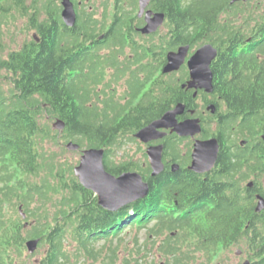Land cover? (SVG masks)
<instances>
[{"label":"trees","instance_id":"obj_1","mask_svg":"<svg viewBox=\"0 0 264 264\" xmlns=\"http://www.w3.org/2000/svg\"><path fill=\"white\" fill-rule=\"evenodd\" d=\"M25 1L0 0V15L15 10L28 16ZM230 1L151 0L152 9L166 16L164 32L157 40L141 43L133 36L128 43L125 27L132 11L118 8L114 38L99 47L108 48L111 59L118 54L125 59L109 64L106 58L96 63L99 50L86 48L95 26L92 19L88 27L83 24L88 33L84 38L76 27L60 33L55 0H45L28 16L40 41L0 58L11 86L9 93L0 88V264H23L39 254L36 264H76L81 253L97 262L101 254L86 248L92 241L117 236L126 224L141 228L152 220L150 233L166 230L167 237L176 236L166 239L162 248L170 264H187L190 256L180 254L184 247L202 250L210 260L233 246L245 250L250 264H264V210H254L256 194L264 198V0ZM41 12L46 15L43 21L37 19ZM206 43L217 50L211 64L213 90L228 108L224 141L242 137L249 140L248 149L221 151L215 169L204 175L184 169L151 177L137 165L149 185L148 197L116 212L103 210L94 194L78 183L72 164L56 165L44 144L63 140L77 143L80 150L103 148L106 171L114 176L127 171L112 165V148L134 141L139 129L176 103L189 101L180 87L185 73L158 74L166 53L180 45ZM110 67L116 73L108 79ZM123 79L124 89L117 93L115 85ZM52 119L65 123L60 139L46 123ZM232 128L238 131L233 137ZM176 141L166 155L179 159L183 151L177 149L181 140ZM252 178L248 188L244 183ZM175 200L189 207L165 205ZM163 219L169 222L161 223ZM72 229L87 235L68 240ZM29 239L39 240L33 254L26 252ZM71 244L74 249L67 248ZM115 256L113 251L111 258Z\"/></svg>","mask_w":264,"mask_h":264},{"label":"water","instance_id":"obj_2","mask_svg":"<svg viewBox=\"0 0 264 264\" xmlns=\"http://www.w3.org/2000/svg\"><path fill=\"white\" fill-rule=\"evenodd\" d=\"M246 1L248 0H231L230 4ZM149 2L150 0H138V16H142ZM61 6L63 22L66 26L73 27L76 21L73 3L70 0H62ZM164 19L163 13L146 11V25L140 29V32L142 34L156 32L162 26ZM189 48V45H181L176 50L168 51L162 73L170 74L179 70L185 62ZM216 56L217 50L211 43L201 45L186 62L190 79L182 84V87L195 90L204 89L206 92H211L213 90V77L210 65ZM183 111L184 105L177 104L173 109L166 111L159 118L139 129L134 133L133 137L142 144H149L163 139L167 131L175 133L182 138L196 136L201 132V126L197 119L177 122L176 116L182 114ZM52 128L61 132L65 128V123L61 119H56ZM261 140L264 142V133L261 135ZM65 147L68 151H81L80 160L73 167V174L81 187L94 194L97 199V205L103 210L116 212L138 199H146L148 197L149 185L142 179L139 173L123 172L118 176H114L106 171L104 167L105 151L103 148L80 150V146L73 141L67 142ZM145 153L151 168V177L158 176L164 167L162 162L163 146H149ZM217 157L218 143L216 139L212 138L206 141L196 140L191 153L189 170L196 174L208 172L214 166ZM177 168V164L172 165L173 172ZM251 186L252 182L247 183L248 188ZM255 199L254 210L256 213H260L264 210V198L260 194H256ZM19 213L25 218V214L22 213L21 208H19ZM38 243V239L27 240L25 242L27 253L33 254L37 250ZM243 264H249V262L245 261Z\"/></svg>","mask_w":264,"mask_h":264},{"label":"rangeland","instance_id":"obj_3","mask_svg":"<svg viewBox=\"0 0 264 264\" xmlns=\"http://www.w3.org/2000/svg\"><path fill=\"white\" fill-rule=\"evenodd\" d=\"M36 3H35V2ZM34 2V3H33ZM45 0H27L25 1V5L28 7L27 14L28 16H32L34 14V11L36 10V7L40 9L42 5L44 4ZM55 3L60 5V0H55ZM108 2L106 0H91L92 6L97 10V12H100L101 10H105L103 7L104 4H107ZM139 4V3H138ZM134 3L132 4L133 8ZM107 9H109V15L112 13V5L109 3L107 4ZM137 9V4H136ZM81 11H87L88 5H82L80 7ZM139 10V6H138ZM137 13V12H136ZM135 15V11H134ZM28 16H25L24 14H19L15 10L11 13H6L5 16L0 15V58L6 60L11 52L20 50L23 48L24 45H27V43L31 42L32 36L34 31L36 30L32 25L28 18ZM45 18V14L41 12L39 18L37 19L39 21H43ZM161 33L164 32V29L160 30ZM129 53V50L126 49V54ZM123 57V56H122ZM112 72L109 70L107 77L109 79ZM9 74L5 70L0 69V88H2L6 93H9L10 89V79ZM124 79L121 80L118 84L115 85L117 89V93H121L124 89L123 86ZM55 122V119L48 120L46 123L49 125L52 136L58 137L60 139L61 132L58 130H55L52 128L53 123ZM212 128V125H209ZM60 143H54V141H47L44 145L46 149L50 150V153L55 158V164L57 165V162L60 164L64 163H71L72 164V173H73V167L76 166L80 160L81 157V151H68L65 147L67 142H64L63 140L59 141ZM184 144H187L184 143ZM147 144H142L138 140L134 141H126L121 145L120 148H112V152L109 156V159L112 161V165L114 166H124L122 169L126 168V172H137L136 166L140 165L144 168L145 163H147V156H146V149ZM86 149L85 147H83ZM177 149L183 150V143L180 142L177 146ZM125 172V171H124ZM74 175V174H73ZM75 177V175H74ZM76 178V177H75ZM77 179V178H76ZM254 179H249L244 184H247L249 182H252ZM78 181V180H77ZM262 182H264V179H262ZM54 199V198H53ZM48 208L50 210V213L52 214L55 210L53 202L48 203ZM163 219L160 222L167 224L169 221ZM155 223V221H151L147 224L146 227L141 228H134L129 229L128 224L124 225L123 232H120L119 235H107L102 238H96V240L92 241L91 244H89L86 248L87 249H93L95 253L101 254V258L98 259L97 262L89 260L88 258H85L84 254L81 253L79 257V261L76 264H135L136 261H138L140 264H170L169 260L166 259L165 255L162 254V248L166 242V239L173 238L176 236L167 237L168 232L166 230H163L161 232H157L154 234V232L150 233V228H152ZM121 230V229H120ZM122 231V230H121ZM166 232V233H165ZM175 233V232H174ZM87 232L79 231L75 232L74 229L70 230L69 234H67L68 240L77 239L80 236H86ZM68 249H74V244H71V246L67 247ZM193 249V247H192ZM99 250V251H98ZM110 250V252H109ZM184 250L186 248L184 247ZM113 251L115 253L114 259L111 258ZM238 251H241L243 255H245V259H248L246 257L245 250L242 249V247L238 248L236 246L231 247L230 249L226 250H219L215 257L207 260L203 255H198L200 262L195 263L194 259L198 256H190L189 262L191 264H242L240 260H237L236 253ZM27 252V251H26ZM111 253V255H110ZM28 254V253H27ZM41 254L37 255L36 257L32 258L31 260L26 259L23 264H36L37 261L40 259ZM110 256V257H109ZM104 258V259H102Z\"/></svg>","mask_w":264,"mask_h":264},{"label":"flooded vegetation","instance_id":"obj_4","mask_svg":"<svg viewBox=\"0 0 264 264\" xmlns=\"http://www.w3.org/2000/svg\"><path fill=\"white\" fill-rule=\"evenodd\" d=\"M61 1L62 0H60V5H59L60 21L57 19V21H59L58 24H59V30L61 34L65 32V29L72 30L74 27H76L75 30L78 31L81 36H84V38H86L88 33L83 32L84 31L83 24L86 27H88L87 25L88 20H91V19L93 20L95 26H92L90 29L89 37L91 36V39L85 44L86 48L87 49L91 48L92 51H95L98 49L99 55L101 57L103 55H108L107 57L96 58V63H100V61L104 60L105 58L106 60L104 63L106 64H109L113 61L119 63V62L124 61L125 59L119 54L117 58L113 57V59H111L110 50L108 48L99 47V45L102 42H105L106 40H110L114 38L113 24L115 22V17L117 18V15L120 16V14L117 13L119 12L118 8H124L125 11H132V15H131L132 19L127 21V23L129 24L125 27V29L128 30L125 32V38L127 39L128 43L130 41L131 36H133L135 40L138 41L139 43L159 39L162 34L160 30L164 29V24L166 22V16L164 15L165 16L164 22L162 26H160L156 30V32L151 33V34H142L140 32V29L146 25V11L150 10L153 13L159 12V11H155L154 9H152L151 0L149 2L148 7L145 9L144 13L142 14V16H138V6H139L138 0H106L110 5H112L111 15H109V11H108L109 9H107L108 3L103 5L105 10L103 9L100 12H97L94 6H92L91 0H70L74 6V10L76 14V21L73 27H68L65 25L61 17V12H62ZM133 3L134 5L132 8ZM136 4H137V9H136ZM82 5H88V10L87 11L79 10ZM134 11H135V15H134ZM159 13H162V12H159ZM40 36H41L40 32H38V30L36 29L33 33L31 42L27 43V45H31L33 42L38 43L40 41ZM200 46L193 47V48L189 46L190 48L188 50V54H187L184 64H182L179 70L170 73V74H177V75L181 73L182 74L185 73L182 77V83L180 84V87L187 94L189 101L188 102H185V101L178 102L168 110L173 109L177 104H183L184 111L182 114L176 116L177 122L180 123L185 120L197 119L201 126V132L194 137L182 138V137L177 136L175 133H170L169 131H167V134L163 139L147 144L148 145L147 147L154 146V145L163 146L162 162H163L164 167H163L161 174L162 173L176 174L179 171L184 170V169H186L187 171H191L189 170V165L191 163V153L193 151V146L196 140L206 141L212 138L216 139L218 143V156L222 154L221 151L236 152L239 149L246 150L248 149V146H249L248 139H245L242 137H237V138L233 137L234 133H238V131H236L235 128H232L230 132L233 138L231 139V141H229L228 144L225 143L224 137H223V132H224L223 129L225 127L224 124L229 119L227 118L228 108L226 104L223 102L219 93L214 92V90H212L211 92H206L204 89L195 90V89H188L187 87L185 88L182 87V84L186 83L190 79L189 70H188L186 62L190 58V56H192L193 53ZM178 47L179 46H177L174 50H176ZM114 49L115 48H113V54H114ZM126 49L129 50V47H126ZM149 61L152 63V62H155L156 59H149ZM165 63H166V55H165ZM165 63L159 67L158 74L159 73L163 74L162 69ZM210 69H211V65H210ZM109 70L112 73H116V68L110 67ZM212 77H213V74H212ZM212 84H213V80H212ZM209 125H212V128ZM175 140H177L176 142H180L181 140V142L183 143V150H182L183 152L181 153V157L179 159L166 155L167 147ZM186 142L187 144H184ZM173 164H177L178 166V168L174 172L172 171ZM217 164H218V157H217V160L214 166L208 172H204L203 174H198V175H204L205 173H210L212 170L215 169ZM144 169L148 171V173H150L151 175V168H150L148 161L147 163H145ZM191 172L195 173L193 171ZM165 205L172 206L174 208H182V209L189 207L188 204H184V203L179 204L176 200L172 202V204H165ZM180 254L186 255V256L193 255L195 257L198 255L199 256L203 255L204 252L202 250H193L191 248L190 249L186 248V250L182 249ZM236 255H237L236 256L237 260H240L242 264L245 261H248L250 264L249 259H245V255H243L241 251L238 254L236 253ZM199 256L194 258L196 259L195 263L202 261L200 260ZM189 260L187 261V264H191ZM164 264L166 263L164 262Z\"/></svg>","mask_w":264,"mask_h":264}]
</instances>
